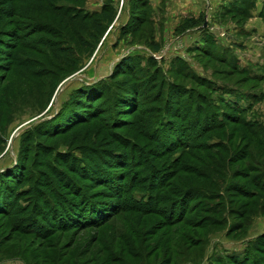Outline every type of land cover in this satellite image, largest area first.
Instances as JSON below:
<instances>
[{"label": "rangeland", "instance_id": "1", "mask_svg": "<svg viewBox=\"0 0 264 264\" xmlns=\"http://www.w3.org/2000/svg\"><path fill=\"white\" fill-rule=\"evenodd\" d=\"M2 1L0 0V3ZM53 1L57 4L66 2ZM120 1L128 4L130 0ZM250 1L252 3L247 7L250 11L248 17L226 10L224 12L228 5L224 9H211L212 4H206L204 12L179 19L172 32L162 31V26L156 31L155 23L161 24L160 19L155 17L152 9L147 6L145 11L139 9L138 12H142L148 22L141 25L132 22L130 26L136 27L135 30L132 34L127 32L125 35L121 34V28L127 26L129 16L126 19V12L118 7L113 21L92 49L78 47L73 35H70L78 29L79 21H69L60 13H47L46 17L40 13L38 21H45L43 23H48L49 28H57L61 36L67 37V41L61 43L67 44V51L73 54L70 56L73 58L76 55L74 59L79 57L74 62V67L69 68L66 65L62 70L55 65L58 62L55 60V53L50 52L46 43L44 45L47 46V56L22 47L21 42L14 44L16 39L3 36L4 30H14L15 24L21 22L17 18L6 20L0 16V37L8 42L0 45V171L12 168L16 162L21 161L20 164L23 165L29 136L27 132H32V129L44 121L60 114L70 94L77 87L106 79L118 61L124 56L135 54L145 57L140 62L142 66L147 64L148 57L153 58L156 71L151 66L143 76L122 68L113 77L114 82L123 86L125 83L135 84L142 81L143 97L138 98L135 105L130 104L126 112L119 113L115 111L117 107L110 103L112 98L109 100L105 95V98L97 99L93 103H97L96 106L104 110H100L104 118L90 120L70 133L49 140L38 135L36 139L41 141L39 144L52 145L59 151L66 150L76 154L74 147L84 146L86 137L95 136L98 140L106 137V123L116 119L119 127L117 130H111L116 137L128 138L132 145L143 149L157 170L176 172L177 175L168 182L170 188L175 183L194 181L187 171L192 170L191 166L202 167L195 157L204 155L205 149L183 151L182 147L175 145L165 151L163 144L147 136V133L156 127L160 128V134L167 137L172 134L170 124L166 123L167 109L164 108L169 99L170 87L176 86L180 95L171 92L170 97L172 104L179 106L182 116L171 117V124L177 127L187 121L193 122L194 116L188 115L189 111L183 104L186 98L183 94L187 95L186 91L201 93L219 110L222 126L207 132L205 136H198L201 139L195 138L193 141L203 140L211 143L220 139L231 152H236V149L241 151L247 146V142L251 141L250 152L263 160L264 155L261 156L262 152L253 144L254 139L248 135V131L242 125H235L228 120V116L236 113L239 118L258 122L264 127V7L256 9L257 0ZM258 2L264 3V0ZM103 3L104 0H80L76 4L82 6L85 11L99 12ZM17 5L21 6L23 3L17 2ZM191 19L194 22L188 23ZM16 32L18 34L19 31ZM150 33L153 37L151 41ZM147 38L148 41L145 42ZM48 43L50 44V41ZM12 51L29 57L30 62L34 64V71L28 72L24 68L6 69L9 63L7 53ZM50 62L52 64L49 65ZM201 79L208 83L200 85ZM158 82L164 83L163 93L160 95L156 93ZM68 105L66 104V107ZM90 107L88 106L89 109ZM233 107L240 112L234 111ZM101 144L99 143V148L105 149V145ZM115 147L122 148L118 143L110 146ZM36 150L34 148L30 151L28 168ZM149 151L156 153L155 158H151ZM222 153L220 156L226 160L228 152ZM232 167L237 170L244 169L241 161L233 162ZM178 168L180 170L175 171ZM194 171L195 168L192 172ZM235 179L244 182L247 190L252 188L248 180L240 176ZM31 183L29 180L25 187ZM193 183L215 189L209 180L196 179ZM97 189L103 190L104 187L99 186L95 190ZM141 194L137 190L133 191L137 198ZM261 198L248 199L247 196L242 197L229 191H224L220 197L211 196L204 202L193 196L185 206L188 207V214L182 221H175L172 225L165 218L166 215L158 212L147 214L128 211L110 219L100 228L91 227L80 232L58 229L49 237L47 233L42 234L36 232L37 229L34 231L24 226L27 224L26 220L30 221L31 218V215H28L29 210L24 214L16 212L0 215V264H159L167 260H171V264H212L211 262L215 263L218 255L222 256L224 252L239 253L242 248L241 240L247 234L254 233L259 236L264 233V222L255 220L264 218V211L257 212ZM22 200L23 198H20V205L26 206L27 200ZM222 201L227 204L226 209H223L228 212L231 223H243L244 226L231 234L234 238L226 235L229 223L222 226L218 222L215 226H207L211 212L215 211V207L211 208V205L220 202L219 209L222 210ZM204 204L210 205V208H204ZM214 216L218 219L223 215L218 213ZM247 218L252 220L249 227L246 225ZM39 223L46 226L45 221ZM203 239L206 240L204 246ZM256 243L264 250V241L258 240ZM258 257L263 260L264 253H260Z\"/></svg>", "mask_w": 264, "mask_h": 264}, {"label": "trees", "instance_id": "2", "mask_svg": "<svg viewBox=\"0 0 264 264\" xmlns=\"http://www.w3.org/2000/svg\"><path fill=\"white\" fill-rule=\"evenodd\" d=\"M64 1L68 3L57 4L53 0H3L0 3V16H3L6 20L17 18L20 19L21 23L15 24L14 30H4L3 33L1 32L2 35L8 39H16L17 41L14 44L21 42L22 47H27L45 56L48 55L45 48L47 46L44 45L46 43L50 52L52 54L55 53V60L58 61L55 65L58 66L59 70L66 68V65L69 68L74 67V62L79 57L74 59L75 55L72 58L70 55L73 54L67 51V44L61 43L62 41H67V37L61 36L57 28H49L48 23H43L45 21H38V14L42 13L46 17L47 13H60L69 21H79L78 29L72 31L70 35H73L78 47H85L86 49L90 47L92 49L99 41L104 30L113 21L116 14V4L115 0H104L99 12H88L82 6L76 4L80 0ZM17 2L23 3V5H17ZM251 3V1L245 0L241 3V6L222 9H224V12L226 10L230 13L234 12L235 14L248 17L250 11L247 10V7ZM147 6V0L129 1V21L127 26L121 28L122 35L127 32L133 33L136 27L130 26L132 22L135 21L137 25L148 22L142 16V12H138L139 9L145 11ZM192 21L193 19L187 22ZM16 30L20 33L18 32L17 34ZM43 35H46V37L44 38ZM151 38L153 37L150 33V41ZM48 41H50V44ZM147 41L148 38L145 42ZM4 44H8V42H5L0 37V45ZM7 54L9 63L6 69L24 68L28 72L34 71V64L30 62L29 57L16 54L13 51ZM144 58L141 54L124 56L117 62L106 79L77 87L66 102L69 105L66 107L65 104L60 114L44 121L43 124L32 129V132H27L29 136L28 144L25 146L27 152L24 156L23 165L20 164L21 161L16 162L12 168L0 171V215H11L16 212L24 214L29 210L28 215H31V218L30 221L26 220L27 224H24V226H27L28 229L30 227L34 231L37 229L36 232H42V234L47 233L49 237L53 231L58 229L60 231L73 230L80 232L91 227L100 228L110 219L128 211L147 214L158 212L166 215L165 218L171 224L175 221H182L188 214V207L185 208V206L188 205L191 197L196 196L200 199V202H204L205 199H210L211 196L220 197L224 191L234 192L242 197L247 196L248 199L262 197L260 209L257 212L264 211V158L261 160L255 153L250 152L251 141L247 142V146L239 152L238 149H236V152L233 150L231 152L220 139L211 143L203 140L199 142L193 141L195 138H200L198 136H205L207 132L222 126V118L218 114L219 110L214 106L215 104H211V101L201 93L193 94L191 91H186L187 95L183 94L186 97L183 104L187 108L186 110L189 111L188 115L192 114L194 119L193 122L187 121V123H182V125L176 127L173 123H170L171 117H181L182 115L180 116L179 106L172 104L170 96L171 92L180 94L178 92L179 88L176 89V86H171L168 92L169 99L165 102L166 108H164V105L163 108L167 109V118H164L167 119L166 123L170 124V130L173 132L167 137L164 134H160V128L156 127L151 132H148L147 136L154 138L159 144H163L166 148L165 151L175 145L182 147L183 151L205 149L206 153L204 152V155L195 157L202 164V167L191 166L192 170L187 171V173L193 177L194 181L196 179L209 180L215 187L214 190L198 186L193 183L194 181H187L182 184L175 183L170 188L168 182L177 175L175 174L176 172L170 171L171 173H168L157 170L148 155L144 154L145 151L143 149L132 145L128 138L116 137V134L111 131L112 128L117 130L119 127L116 119L108 123L105 122L108 128V132L105 134L106 137H101L100 140L95 136L86 137L84 146L77 145L74 147L76 154L66 150L63 152L59 151L52 145L39 144L41 141L38 142L36 139L38 135L49 140L70 133L90 120L95 121L96 119L101 120L104 118L105 116H101L102 112H100V110H104L97 107V103H93L97 99L105 98V95L108 96L106 98H109V100L112 98L110 103L115 108L117 107L115 109L116 112L124 113L127 107H130V104L135 105L138 98L143 97L141 95L144 92L141 89L144 85L142 81L135 84L125 83V86H123L114 82L113 77L122 68H127L130 73L136 72L143 76L146 75L148 68L151 66L156 71V62L151 57L147 58L146 65H140ZM50 64L52 63L50 62ZM158 83L156 93L160 95V93H163L164 83ZM199 83L203 86L208 82L201 79ZM212 103L214 102L212 101ZM88 106H91L90 109ZM233 109L237 113L240 112L235 107ZM228 120L235 125H242L248 131V135L254 139L253 144L259 147V151L262 152L259 153L263 157L264 127L255 121L243 120L236 113L228 116ZM174 138L175 140H173ZM99 143L105 145V149L101 150ZM116 143L120 144L122 148H110ZM34 148L37 150L30 162V168H28L30 151ZM222 151L224 153L228 152L226 160L221 157ZM155 155L156 153L150 152L152 159L155 158ZM236 161L243 162V170H237L232 167V163ZM194 168L195 171L192 172ZM178 170L180 169L178 168L175 171ZM238 176L248 180L252 188L247 190L244 182H239L235 179ZM29 180L32 183L25 187V183L29 182ZM99 186L104 187V189L95 190ZM136 190L143 195H139L138 198L135 197L133 191ZM20 198H23V202L27 200L28 204L21 206ZM219 203L211 205V208L215 207L213 208L215 211L211 212L207 226H215L218 222L222 226L229 223L226 235L234 238L231 234L235 230L239 231L241 227H244L243 223H231L228 212L224 211L226 203L222 201V210L219 209ZM204 206L207 209L210 205L204 204ZM218 213L223 215L221 216L222 218H214V214ZM39 221H45L46 226L40 224ZM251 221L250 218H247L246 225L248 227ZM258 240L264 241V233L248 240L241 252H224V255H218V260L215 263L214 261L211 263L264 264V259L262 260L258 257L260 253H264L259 243H256ZM205 243L206 240L203 239L202 245L204 246ZM171 263V260H167L159 264Z\"/></svg>", "mask_w": 264, "mask_h": 264}, {"label": "crops", "instance_id": "3", "mask_svg": "<svg viewBox=\"0 0 264 264\" xmlns=\"http://www.w3.org/2000/svg\"><path fill=\"white\" fill-rule=\"evenodd\" d=\"M148 6L152 9L153 14L155 17L160 19L161 24H156V31L160 29L162 26L164 32H169L174 30L176 27L177 22L182 17L186 16H195L201 12H204L205 5L212 4L210 7L211 9L215 7H219V9L224 8L228 5L231 7L241 6V3L245 0H147ZM250 1V0H249ZM116 4V8L121 9L122 11L126 12V19L129 16V3H124L120 0L114 1ZM121 2V3H120ZM101 3V2H100ZM120 3V6H118ZM101 7V6H100ZM261 9L264 7V3H260L255 1V8ZM98 9V8H97ZM125 19V20H126ZM125 22V21H124ZM123 22V23H124ZM260 222H264V218L255 219ZM255 221V222H257ZM253 230V228H252ZM256 229H254L255 231ZM257 234L249 233L241 240V249L240 252L243 250L244 246L246 245L247 241L256 237Z\"/></svg>", "mask_w": 264, "mask_h": 264}]
</instances>
